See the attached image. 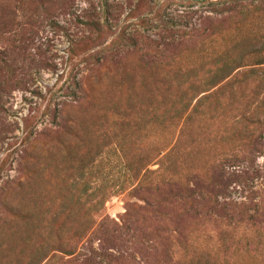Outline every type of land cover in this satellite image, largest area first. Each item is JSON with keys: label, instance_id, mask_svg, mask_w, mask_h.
<instances>
[{"label": "rangeland", "instance_id": "rangeland-1", "mask_svg": "<svg viewBox=\"0 0 264 264\" xmlns=\"http://www.w3.org/2000/svg\"><path fill=\"white\" fill-rule=\"evenodd\" d=\"M263 59L264 0H0V264H264Z\"/></svg>", "mask_w": 264, "mask_h": 264}, {"label": "trees", "instance_id": "trees-1", "mask_svg": "<svg viewBox=\"0 0 264 264\" xmlns=\"http://www.w3.org/2000/svg\"><path fill=\"white\" fill-rule=\"evenodd\" d=\"M263 61H264V59L262 60V62H261V63H263ZM258 63H260V62H258ZM68 251H70V250H68Z\"/></svg>", "mask_w": 264, "mask_h": 264}]
</instances>
